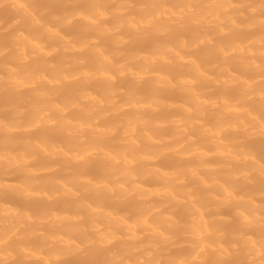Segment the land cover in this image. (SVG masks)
Listing matches in <instances>:
<instances>
[{
    "label": "bare ground",
    "instance_id": "1",
    "mask_svg": "<svg viewBox=\"0 0 264 264\" xmlns=\"http://www.w3.org/2000/svg\"><path fill=\"white\" fill-rule=\"evenodd\" d=\"M43 2L0 0V264H264V0Z\"/></svg>",
    "mask_w": 264,
    "mask_h": 264
},
{
    "label": "rangeland",
    "instance_id": "2",
    "mask_svg": "<svg viewBox=\"0 0 264 264\" xmlns=\"http://www.w3.org/2000/svg\"><path fill=\"white\" fill-rule=\"evenodd\" d=\"M44 1H46V3H44V5L49 9V8H52V5H53V0H44ZM136 1H138V0H136ZM13 7H10L9 5H7V4H2V5H0V21H2V20H4V24L5 25H12V24H15V23H17V22H19V20H20V18H19V16H18V14L16 13V11H15V9H12ZM81 9V6H68V7H65V8H62L60 11H58V15H60V14H64V13H67V12H72V11H77V10H80ZM142 15L141 14H139V18H142L141 17ZM2 19V20H1ZM64 31L66 32V31H68V28H64ZM16 33V30H13V29H10V28H6V29H0V41L1 40H3L2 38V36L1 35H3V36H10V37H12V35H14ZM11 48V47H10ZM10 48H8V50H10ZM62 55V53L60 52H57V53H55V56L54 57H60ZM3 58V57H2ZM127 82H129V81H126L125 82V86L127 85ZM5 85H3V86H0V97H1V95H3L4 94V92H5ZM164 99L166 100L167 98H166V96H164ZM177 99V98H176ZM61 100V99H60ZM178 100V99H177ZM1 104V103H0ZM190 160V158H186V160L185 161H189ZM47 161V162H46ZM44 160V162L42 161V164L43 163H45L46 162V164H48V160ZM7 171V170H6ZM7 173V175H4V180H5V182H8V184H12V185H14L15 183L17 184L18 182H19V179H20V177L17 175V174H15L14 172H6ZM3 193H0V198L2 199V197H1V195H2ZM94 198L95 197H91V200H94ZM0 199V202H2V200ZM67 198L65 197V199H63L62 198V200H63V202H67V201H64V200H66ZM96 199V198H95ZM22 200V199H21ZM154 200H156V199H154ZM153 203H155L156 201H153V199L151 200ZM12 203H11V206H13V207H16V208H18V207H20V205L21 204H24L25 206H23V207H26V204L23 202V200L22 201H20V203L21 202H23V203H19L18 201V204H16V203H14V202H16V200H14V202H13V200L11 201ZM152 203V204H153ZM47 204V203H46ZM46 204H44L43 205V208H45V209H47V207L49 208L50 207V204L48 205L47 204V206H46ZM18 206V207H17ZM46 206V207H45ZM23 207L21 206L20 208H22L23 209ZM19 208V209H20ZM45 209H42V211L43 210H45ZM67 211H68V208H65ZM66 210L64 211L63 210V212H66ZM218 212V214H220L221 216H224V217H226V218H229L230 219V221L233 223V226H235V227H239L240 225H241V223H240V221H239V219H238V217H237V215H236V213H235V211L233 210V209H224V210H220V211H217ZM132 213V212H131ZM101 224H102V227L104 228V227H106V225L103 223V222H101ZM104 225V226H103ZM46 227H47V229H46ZM49 226H44L43 227V231L44 232H46V231H49L50 229V227L48 228ZM46 230V231H45ZM170 232H172V233H177V231L176 230H174V231H170ZM175 252H176V250H172L171 251V253L170 254H175ZM110 254V253H109ZM241 256H242V253L241 252H238V253H235V255L233 256V258L232 259H230V260H222V261H220L222 264H239V262H238V260L241 258ZM107 257H108V255H107ZM244 258H246V260H247V262L249 261V262H251V259H252V257H251V255H249V254H247V255H244ZM75 259H78V258H73L72 260H75ZM69 261H62V263H68ZM6 264H15V262H8V263H6ZM24 264H30L29 262H25ZM97 264V263H96Z\"/></svg>",
    "mask_w": 264,
    "mask_h": 264
}]
</instances>
